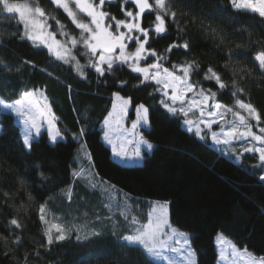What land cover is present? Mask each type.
<instances>
[{
	"label": "trees",
	"instance_id": "obj_1",
	"mask_svg": "<svg viewBox=\"0 0 264 264\" xmlns=\"http://www.w3.org/2000/svg\"><path fill=\"white\" fill-rule=\"evenodd\" d=\"M38 3L65 26V31L79 37L80 30L62 9L55 8L51 0H38ZM184 3L187 7L181 5L186 16L183 23L195 38L192 54L200 62V72L192 79L199 81L205 90L217 92V101L233 106L235 98L231 91L218 90L214 81H205L203 76L210 64L220 70L227 59L225 52L234 50L229 70L222 78L231 85L232 71L251 72L252 76L241 83L251 103L264 116V77L251 59L259 47H264V21L250 12L234 9L229 0H184ZM121 4L122 0H113L104 10L117 19H125ZM124 8L135 10L131 3L124 4ZM193 18L195 26L191 23ZM153 19V14L146 13L143 26L147 27ZM48 23L53 26L51 30L57 31L55 20L49 19ZM18 27L22 26L17 24L16 17L9 18L8 14L0 12V32L7 45L0 48V56L15 61L31 60L36 67L22 64L19 72H0V94L7 102H12L25 90L45 91L64 139L51 143L43 132L33 139L32 148L28 150L22 143L21 124L12 113L0 107V233L10 234L7 222L12 217L20 219L24 225L20 247H13L11 240L5 244L0 239V264H25L26 254L27 264H84V261L88 264H161L138 248L121 249L118 239L130 226L119 215L120 211L127 206L130 211L144 216L152 200L171 202L170 221L190 234L196 264H216L214 238L219 232L230 237L238 247L247 246L256 255H264V182L259 180L264 166H257L256 154L245 153L242 160L236 162L220 153L208 140L196 137L178 118L166 116L159 104L162 96L156 91L158 86L152 82L141 84L142 77L127 66L119 70L120 79L115 82L98 78L94 70L87 67L88 79H81L72 65L55 61L46 48L34 47L16 36L8 39ZM209 28L215 29L218 35L205 31ZM220 35L225 38L223 44L219 43ZM174 41H177L175 27L163 36L150 33L149 44L157 53H164ZM83 51L78 46L73 54L86 65L88 57L80 55ZM167 55L169 62L165 66L169 68L190 59L181 49H173ZM151 62L150 58L148 63ZM120 81L126 84L121 87ZM114 92L130 97L133 106L145 103L149 108V126L141 129V135L154 147L151 152L143 151V162L139 165H123L113 160L111 149L101 139V123L110 109ZM240 98L246 99V96ZM81 128L85 132L83 137H79ZM74 134L77 139L73 138ZM83 141L86 157L76 161V150ZM88 153L94 165L91 170L130 195V199L123 201L117 197L109 210L100 203L103 199L88 194L79 180L73 182V168H90ZM41 171L49 180L41 179ZM69 186L73 193L71 202L60 191ZM5 191L13 194L7 205L3 203ZM28 193L32 200L28 199ZM50 194L53 198L47 203L49 220L70 229V238L54 244L50 251L40 249L37 258L33 252L43 243L44 227L38 218V208ZM22 203L24 208L19 207ZM97 216L104 221H98ZM109 216L111 220L105 219ZM128 216L130 220L131 215ZM117 222L118 226L113 228ZM93 227L98 228L101 235L92 236ZM113 231L115 237L111 234ZM20 234V230L11 233ZM77 234L80 240L76 239ZM105 252L112 255L105 256Z\"/></svg>",
	"mask_w": 264,
	"mask_h": 264
},
{
	"label": "snow or ice",
	"instance_id": "obj_2",
	"mask_svg": "<svg viewBox=\"0 0 264 264\" xmlns=\"http://www.w3.org/2000/svg\"><path fill=\"white\" fill-rule=\"evenodd\" d=\"M111 3L113 0H51V4L57 9H62L75 28L80 30L79 37L65 31V26L55 16L47 13L39 5L38 0H26V2L0 0V12L8 14L9 18L16 17L17 24L22 26L14 30L8 39L16 36L19 40L31 42L34 47L46 48L55 61L72 65L78 76L85 80L88 79V74L85 72L86 67L94 70L98 78H106L127 66L133 73L142 77L141 84L152 82L158 86L156 91L162 96L159 104L167 113L182 114L185 118L183 122L189 132H194L203 140L206 138L202 135L204 129L211 131L214 124H219V133L211 131V139L216 144L231 145L234 141H246L248 146L243 147V152L258 154L259 165L257 166H264V116L251 103L250 96L246 95L241 83L246 77H251L252 73L244 69L239 72L232 71L231 85L222 78L223 73L229 70L232 56L235 54L234 50L228 49L225 52L227 59L220 70L210 64L203 76L205 81H214L218 90L231 91L235 100L234 105L229 107L216 100L217 92L211 89L205 90L199 81L192 79L193 75H198L200 72V62L198 57L192 54L195 38L191 37L188 25L183 23L186 16L181 5L187 7L184 0H122L121 10L125 19H117L104 10L105 5ZM128 3H131L135 10L125 9L124 4ZM229 3L234 9L250 12L264 21V0H229ZM146 13L154 15L152 23L147 27L142 24ZM49 19L55 20L58 26L57 31L59 35L65 37V40L61 41L56 38L57 31L51 30L53 26L48 23ZM191 23L195 26V18ZM173 27L176 29L177 41L170 44L164 53H157L149 44L150 33L163 36L169 34V30ZM203 27L201 25L202 29ZM205 31H211L214 36L218 35L215 29L209 28ZM224 40L225 38L220 35L219 43L223 44ZM133 44L135 45L134 51H130V45ZM78 46L84 49L80 55L88 57L86 65H82L77 56L73 54V50ZM6 47L3 33L0 32V48ZM173 49L184 50L190 59L179 65L172 64L171 68L166 67L165 64L169 62L167 54H170ZM150 58L152 62L148 63ZM251 59L257 64L261 77H264V47H259ZM9 60L11 62H8ZM22 64L36 67L31 60L15 61L11 57L0 56V72H19L21 70L19 65ZM47 74L51 75V73ZM119 83L121 87L126 84L125 81ZM241 96H246V99H241ZM113 98L112 109L103 122L106 128L103 138L111 145L114 156L121 159H143L140 145H144L149 151L154 147L137 132L138 127L149 124V108L144 103L136 105V119L131 122L130 130L125 129L122 121L128 115V108L132 103L131 98L121 96L120 92H114ZM0 107L10 111L23 125L22 143L28 150H31L34 137L40 136L41 129L45 125H47V133L51 142L55 143L58 139H63L61 130L56 127L58 117L53 112L45 91L25 90L20 93L19 98L12 102H7L0 94ZM190 113L198 114V119H189ZM229 114L231 119H228ZM201 125L204 127L202 128ZM116 132L120 133L119 138L122 139L119 145L113 140V134ZM84 135V129L81 128L79 137ZM129 136L132 139H129ZM137 136L139 139H136ZM73 138L78 137L74 134ZM129 145L133 146L131 154H129ZM85 147L86 145H81L82 149ZM87 159L90 162V168L87 171L83 167L73 169V182L84 180L91 189H100L107 196L104 206L111 210V202L115 197L111 195L110 189H115L116 186L100 176L99 172L91 170L94 165L91 164L90 153L87 154ZM37 167L40 166L37 165ZM40 177L42 180H49L43 171L40 172ZM259 180L264 182V175H261ZM60 191L71 202L72 187L69 186L67 190L62 188ZM3 195L5 197L3 203L7 205L8 200L13 198V194L5 191ZM52 198L53 195L50 194L38 208V218L44 227L43 243L33 252L37 258L40 256V249L45 252L50 251L54 244L70 238V229L65 228L61 223H51L49 220L47 203ZM130 198V195H125V200ZM28 199H33L31 193H28ZM170 203V201L150 202L151 210L143 223L135 216L129 220L126 214L127 206H125L119 215L123 216L131 227L119 236L120 248H138L146 256L152 259H163L167 264H196V252L192 248L190 234L180 231L170 221ZM19 207L24 208L23 203ZM105 219L111 220V217H105ZM97 220H100L99 216ZM117 226L118 222L113 224V228ZM7 227L10 234L0 233V239L5 244L11 240L13 247H20L23 243L24 225L20 219L12 217L8 220ZM16 230H20L21 234L11 235ZM111 234L116 236L115 231ZM91 235L99 236L101 232L93 227ZM76 239L80 240L79 234L76 235ZM216 243L221 264H264V255H256L247 246L238 247L223 232L217 233ZM166 252L175 253L176 256L166 255ZM121 254L124 255V253ZM103 255L111 256L112 254L105 252ZM24 261L27 264V254ZM84 264H88V261H84Z\"/></svg>",
	"mask_w": 264,
	"mask_h": 264
},
{
	"label": "rangeland",
	"instance_id": "obj_3",
	"mask_svg": "<svg viewBox=\"0 0 264 264\" xmlns=\"http://www.w3.org/2000/svg\"><path fill=\"white\" fill-rule=\"evenodd\" d=\"M13 2H22V1H13ZM56 38L58 39V40H61V41H63V40H65L64 39V37H62V38H60L59 37V35L57 34V36H56ZM134 48H135V45L132 47V48H129V50L130 51H134ZM144 62L142 61V64H143ZM106 78H109V80H111V81H118L119 79H120V72L119 71H117L114 75H108V76H106ZM127 98V97H126ZM113 99L114 98H112V102H111V106H110V109H109V111H108V113L111 111V109H112V103H113ZM140 104V103H139ZM145 104V103H144ZM138 105V104H137ZM136 106V105H135ZM135 106H133L132 105V103H131V105L129 106V108H128V115H127V117L122 121V124H123V127L125 128V129H131V122L133 121V120H135L136 119V111H135ZM146 106V105H145ZM1 110H3V111H6V112H10V111H7V110H5V109H3L2 107H1ZM163 111H164V113L166 114V116L167 117H169V118H172L173 116L175 117V118H178L179 119V121L181 122V124L185 127V129H187V126L184 124V117H183V115L182 114H176V115H172V114H170V113H167V111L163 108ZM11 113V112H10ZM108 113L106 114V116L104 117V119L107 117V115H108ZM14 116V115H13ZM170 116H172V117H170ZM14 118H15V120L19 123V124H21L20 123V121L14 116ZM189 119H193V120H196V119H198V114H196V113H190V115H189V117H188ZM104 119H103V121H102V123H101V127H102V133H101V139L103 140V142L111 149V145L110 144H108L107 143V141H105L104 140V138H103V136H104V131L106 130V128H105V125H104ZM172 119H174V118H172ZM228 119H231V115L229 114V117H228ZM253 123H255V122H253ZM149 126V124L148 125H146V126H141V127H138V129H137V132H139L140 134H141V129L142 128H144V127H148ZM56 127H57V125H56ZM201 127L203 128L204 126L203 125H201ZM22 130H23V125L21 124V135H22ZM254 131L256 130L255 128L253 129ZM211 131H216V132H220V125L219 124H214L213 126H212V129H211ZM211 131L210 130H208V129H204V131L202 132V135H205L206 136V138L205 139H203V140H208L211 144H212V146L215 148V149H217L220 153H222V154H224L225 156H227V157H229V158H232L234 161H236V162H240L241 160H242V155L243 154H245V152H243V147H245V146H248V144H247V142L246 141H243V140H240V141H234L231 145H224V144H216L212 139H211ZM43 132H45V133H47V125H45L42 129H41V134L43 133ZM192 134H194V132H191ZM195 135V134H194ZM47 136H48V133H47ZM196 136V135H195ZM120 137V133L119 132H116V133H114L113 134V140H114V142L117 144V145H119L120 143H122V139H120L119 138ZM197 137V136H196ZM34 138H38V137H34ZM199 138V137H198ZM63 139H64V136H63ZM129 139H132V137L131 136H129ZM136 139H139V137L137 136L136 137ZM48 140H49V142H51L50 141V138H49V136H48ZM59 140V139H58ZM51 143H53V142H51ZM82 144H84L85 145V143H84V141L83 142H80L79 143V147H78V149L76 150V154H75V160L76 161H78L79 159H81V158H85L86 157V153H87V148L85 147V148H81V145ZM132 145H129L128 146V149H129V154H131V150H132ZM140 147H141V151H142V156H143V151H148V152H151V151H149V150H147V148L144 146V145H140ZM256 156L258 157V154H256ZM111 157H112V159L113 160H115V161H117V162H119V163H121V164H123V165H139V164H141L142 162H143V159H121V158H118V157H116V156H114L113 154H112V150H111ZM73 169H76V168H73ZM89 169V168H88ZM88 169H86V171L88 170ZM264 175V174H263ZM79 182H80V184L83 186V189L88 193V194H92V195H94L95 197H97L98 199H100V200H102L100 203H103V205H105V203H106V201H107V196L100 190V189H95V190H93V189H91L90 187H88L87 186V183H86V181H84V180H79ZM72 187V186H71ZM106 187H107V185H106ZM110 193H111V195L112 196H114L115 197V199L117 198V197H119V199H122L123 201L125 200V192H123V191H121V190H119L117 187H115V189H110ZM154 201H160V200H152V201H150V202H154ZM150 202H148V206H149V208H148V210H147V212H146V214L144 215V216H141L140 214H138V213H135V212H133V211H130V209L127 207V210H126V214L127 215H131V217L132 216H135L140 222H145L146 221V219H147V214L149 213V211L151 210L150 209ZM161 202H163V201H161ZM112 203V202H111ZM100 222L101 221H104L102 218L99 220ZM129 227H131V225L129 226ZM128 227V228H129ZM175 227V226H174ZM180 230V229H179ZM180 231H182V230H180ZM183 232H185V231H183ZM220 233V232H219ZM216 236H217V234L215 235V238H214V242H215V246H216V251H217V258H216V264H221V262H220V259H219V251H218V246H217V243H216ZM169 243H171V241L169 242ZM166 255H170V256H176V254L175 253H171V252H166L165 253ZM154 261H156V262H159V263H161V264H167V262L166 261H164L163 259H153ZM177 260L179 261V257L177 256Z\"/></svg>",
	"mask_w": 264,
	"mask_h": 264
}]
</instances>
